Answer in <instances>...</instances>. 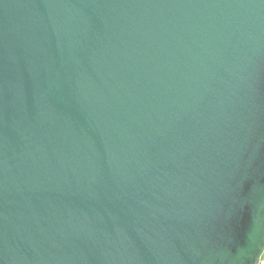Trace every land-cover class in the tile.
<instances>
[{
  "label": "water",
  "instance_id": "95a60500",
  "mask_svg": "<svg viewBox=\"0 0 264 264\" xmlns=\"http://www.w3.org/2000/svg\"><path fill=\"white\" fill-rule=\"evenodd\" d=\"M264 0H0V264H258Z\"/></svg>",
  "mask_w": 264,
  "mask_h": 264
},
{
  "label": "bare ground",
  "instance_id": "6f19581e",
  "mask_svg": "<svg viewBox=\"0 0 264 264\" xmlns=\"http://www.w3.org/2000/svg\"><path fill=\"white\" fill-rule=\"evenodd\" d=\"M262 260H264V255L260 258V260H259V262H258V264L259 263H261L262 262Z\"/></svg>",
  "mask_w": 264,
  "mask_h": 264
},
{
  "label": "rangeland",
  "instance_id": "374dc122",
  "mask_svg": "<svg viewBox=\"0 0 264 264\" xmlns=\"http://www.w3.org/2000/svg\"><path fill=\"white\" fill-rule=\"evenodd\" d=\"M259 264H264V260H262V262H261V263H259Z\"/></svg>",
  "mask_w": 264,
  "mask_h": 264
}]
</instances>
